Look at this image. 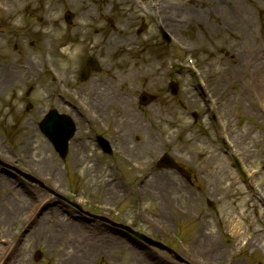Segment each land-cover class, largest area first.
<instances>
[{
  "label": "rangeland",
  "instance_id": "374dc122",
  "mask_svg": "<svg viewBox=\"0 0 264 264\" xmlns=\"http://www.w3.org/2000/svg\"><path fill=\"white\" fill-rule=\"evenodd\" d=\"M9 1H12L13 7L18 9L22 1L28 5L33 2ZM171 1L175 3L174 0ZM68 9L93 13L106 11L107 17L113 19L115 31L111 33L107 30V61L111 63H117L114 58L118 56L122 59H145L154 57L153 54L158 52V50L156 53L148 52L150 48H154L152 42L157 41L155 35L151 36L150 41H148L149 34H144V38L136 35L141 14L136 3L131 0H43L39 8V10L56 12ZM167 9L170 10L165 5L163 10ZM211 18L208 19L211 21L208 22L211 27L203 28L206 30V35L202 36V40L199 34L191 30L187 33L193 37L192 42L199 44L203 41L202 46L204 45L211 54L208 55V59L219 61L221 72L224 70V74L232 75L233 82H236L238 79L236 77L239 75L241 82L243 73L236 72L237 67H233L229 62L235 58L227 55L232 49H225L227 54H224L221 48L235 47L238 51L243 45L250 48L256 40L249 33L248 28L258 29V26L252 25L256 20L251 21L250 17L246 24L247 19L239 23H232L228 19L218 25L216 20ZM235 25L232 40L226 32ZM108 26L107 24V28ZM128 37H130L129 42L126 41ZM132 41L138 42L136 49L129 50V55L121 51L122 43L125 48V45ZM175 53L176 58H183L187 52L176 50ZM193 53L199 54L197 51ZM242 56L245 57L246 53ZM141 70L143 68L139 67L135 73ZM132 75L134 72L129 75V79ZM209 80L213 88L215 81L212 76ZM231 81L226 86L230 85ZM236 106L238 103L233 104L228 116H233L231 118L234 120V130L240 135L241 140L245 141L242 142L240 149L241 157L245 153L248 154L242 160L243 163L251 161L247 168L256 171L254 174H247L249 181L247 186H244L236 174H225L228 167H223L220 159L216 161L218 167L216 174L212 169L207 174H194L190 182L178 174H103L101 172L75 174L74 170H78L75 168L76 164L69 161L63 163L57 156H52L54 153L45 146L40 132L35 129L5 130L11 146L3 143V137L0 135V152H6L20 166H24L22 162L25 161V164H32L33 168L41 170L46 183L53 185L52 187L64 196L76 198L85 209L106 213L111 218L119 219L144 232H152L153 228L156 231L154 238L179 253V258H173L155 248L149 250H140L134 246L132 248L129 242L127 245L130 247L127 250L120 249L118 239L111 234L107 235L113 241L108 245L110 253L107 252L106 259L101 258L102 264H264V171L259 170L264 164L263 118L253 119L245 115L241 105L238 112H234ZM246 118L253 123L245 121ZM199 132H195L194 137L200 136ZM254 139L260 143L255 142ZM188 141L193 153L197 154L198 151L200 155V151L205 152V157L197 154L194 168L196 165L210 164L213 158L207 159L209 152L207 147L194 143L192 136L188 137ZM250 155L254 158H250ZM3 176L6 184L0 186V220L4 221V223L0 222V237L14 233L16 248L20 246L19 250L27 260L34 246L39 244L37 241H40V236L55 232V227L50 226L53 224L46 223L53 217L52 213L44 209L48 201L52 203L58 199L35 186H30L27 192L20 189L11 190L10 181L6 175ZM43 211H48V216L46 215L47 218L42 220V216L39 215ZM162 211L167 215L166 222L159 219ZM65 218L70 219L67 216ZM11 219L15 220L14 226L10 225L11 222L7 224L5 221ZM24 220L30 221L31 226ZM237 231L241 233V237L237 236ZM131 248L133 252L129 250ZM211 253L215 254V259ZM152 257L155 258L154 261ZM99 261V258L96 259V264ZM44 262L43 260L42 263Z\"/></svg>",
  "mask_w": 264,
  "mask_h": 264
},
{
  "label": "flooded vegetation",
  "instance_id": "af4514ba",
  "mask_svg": "<svg viewBox=\"0 0 264 264\" xmlns=\"http://www.w3.org/2000/svg\"><path fill=\"white\" fill-rule=\"evenodd\" d=\"M13 14L15 12H0V109H9L14 105L16 96H19L27 81L32 76H38L42 99L39 113L42 118L55 108L60 113L70 114L82 129L89 126L95 136L97 132L107 139L109 129V138L118 156L139 161L151 154L154 143L129 142L126 139V133L130 130L140 132L143 129L136 116L140 105L135 98L123 93L120 85L117 88L116 82L107 79V44L101 45L96 53L99 65L90 69L86 79L82 80L81 73L86 62L59 53L64 47L75 45L80 35L77 19L73 18L70 24H66L65 13L61 12V17L56 21L41 20L42 32L47 31L48 34L43 35L41 44L44 57L37 66L27 58L28 52L18 50L16 53L14 44L13 50L10 48L14 39L10 35L13 33L10 24L17 22L11 20ZM104 29L107 32V28ZM48 47L50 55L46 57ZM16 55L21 64L16 63ZM33 89L30 87L27 95H31ZM166 100L157 110L167 109ZM115 128H118V132Z\"/></svg>",
  "mask_w": 264,
  "mask_h": 264
},
{
  "label": "bare ground",
  "instance_id": "6f19581e",
  "mask_svg": "<svg viewBox=\"0 0 264 264\" xmlns=\"http://www.w3.org/2000/svg\"><path fill=\"white\" fill-rule=\"evenodd\" d=\"M0 182H1V180H0ZM50 212H51L53 215H55L56 217H61L60 214H56V213L53 212L52 210H51ZM46 215H47V212H46L45 214L42 213L43 218H47ZM47 216H48V215H47ZM235 231H236V227H235ZM235 231H234V233H235ZM237 232H238V235H237V236H238V237H241V233H239V231H237Z\"/></svg>",
  "mask_w": 264,
  "mask_h": 264
}]
</instances>
